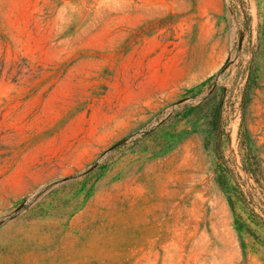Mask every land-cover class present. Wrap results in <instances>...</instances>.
Returning a JSON list of instances; mask_svg holds the SVG:
<instances>
[{
  "label": "rangeland",
  "instance_id": "374dc122",
  "mask_svg": "<svg viewBox=\"0 0 264 264\" xmlns=\"http://www.w3.org/2000/svg\"><path fill=\"white\" fill-rule=\"evenodd\" d=\"M0 264H264V0H0Z\"/></svg>",
  "mask_w": 264,
  "mask_h": 264
}]
</instances>
